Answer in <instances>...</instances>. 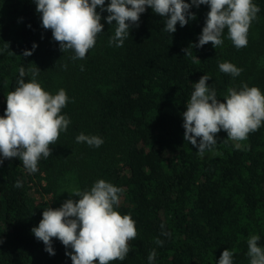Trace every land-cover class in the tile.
Masks as SVG:
<instances>
[{
    "label": "trees",
    "instance_id": "16d2710c",
    "mask_svg": "<svg viewBox=\"0 0 264 264\" xmlns=\"http://www.w3.org/2000/svg\"><path fill=\"white\" fill-rule=\"evenodd\" d=\"M252 2L260 11L246 47L237 49L225 29L221 46L193 47L191 56L183 49L198 44L208 5L193 6L195 19L184 27L178 23L172 34L164 30L166 18L146 6L121 47L109 43L115 21L109 25V13L98 6L104 27L94 52L74 60V51L62 52L52 31L42 27L34 0H0V117L8 93L18 86L21 67L29 82V69L37 66L36 80L45 91H53L55 81L69 85L72 74L90 78L93 85L81 111L84 94L77 96L69 85L60 114L70 124L50 145L52 154L39 159L38 171L28 172L18 157L0 165V264H72L66 255L71 247L52 238L55 254L50 255L31 229L46 207L79 200L72 194L90 190L100 179L122 189L114 210L131 215L137 230L125 259L109 264H150L152 250L151 264H219L226 249L233 252V264H250V236L258 235V246L264 248V121L240 150L234 141L224 142L222 129L216 134L219 154L203 158L184 140L182 114L203 75L210 77L206 83L221 102L228 88L239 90L244 84L264 95V0ZM109 3L105 0L104 7ZM25 50L32 55L24 57ZM222 62L243 71L236 77L223 73ZM80 133L104 142L98 148L78 143Z\"/></svg>",
    "mask_w": 264,
    "mask_h": 264
},
{
    "label": "clouds",
    "instance_id": "9594fccd",
    "mask_svg": "<svg viewBox=\"0 0 264 264\" xmlns=\"http://www.w3.org/2000/svg\"><path fill=\"white\" fill-rule=\"evenodd\" d=\"M36 11L41 14L42 27L52 31L53 39L59 42L62 52L72 50V59H83L93 48L98 34L104 25L97 12L106 11L109 25L115 21V33L109 43L123 46L129 36V29L139 26L140 15L146 6L160 17L166 18L165 31L174 33L179 23L184 27L195 19L190 9L208 5L205 26L196 45L183 49L186 56L192 55L193 47H203L209 42L216 48L223 44L221 39L225 29L228 38L237 49L248 44V32L252 21L257 19L260 8L252 0H110L105 8V0H34ZM8 45V44H7ZM37 45L34 43L32 50ZM25 50L23 56H31ZM197 58V57H196ZM198 59V58H197ZM223 73L239 76L243 71L230 62L219 63ZM32 79L25 82L26 71L19 69L20 79L14 91L6 97V110L0 117V165L4 159L18 157L30 173L38 171V161L52 154L50 145L56 143L62 131H67L70 119L61 115L69 100L66 91L60 89L55 95L45 91L36 77L40 69H29ZM210 77L203 75L194 84V91L183 112L184 140L194 146L196 153L203 157L205 152L214 155L217 144L216 134L222 129L227 132V140L234 141V147L243 148L250 132H255L264 121V95L258 87L244 84L239 90L228 88L224 102L217 98L216 91L206 83ZM199 138V142H198ZM78 143L100 147L103 139L97 135L80 133ZM17 182L16 187H20ZM122 189L103 179L96 181L90 190H76L72 195L79 200L68 199L59 208L46 207L42 219L31 232L42 241L45 251L54 255L52 238L59 239L67 249L72 264H109L110 261H123L130 251L129 241L137 236L135 221L131 215H121L114 210L120 202ZM163 228V225L161 226ZM167 235V233H162ZM260 237L252 235L247 240L250 264H264V248L258 246ZM3 240L0 239V244ZM157 245L163 241L157 238ZM156 256L152 250L148 256L151 262ZM219 264H233V252H222Z\"/></svg>",
    "mask_w": 264,
    "mask_h": 264
},
{
    "label": "rangeland",
    "instance_id": "374dc122",
    "mask_svg": "<svg viewBox=\"0 0 264 264\" xmlns=\"http://www.w3.org/2000/svg\"><path fill=\"white\" fill-rule=\"evenodd\" d=\"M89 52L86 54V56L88 54H92L94 51L91 49L88 50ZM90 78H86L85 76H76L74 74L72 75H69V79L68 82H69V85H72V89L75 88V90L78 92V95L77 96H80L81 93H83V97L81 98L82 100L84 99V105H82V108L79 110L81 111L84 106H85V103H88L89 100L91 99L90 96L93 95V85H92V82L89 80ZM59 81H55V88L53 91H49V93L55 95L60 89H64L65 91L69 89V85H65L64 86H61L59 83ZM61 134V133H60ZM60 137V135H59ZM60 140V138H58V140L56 141L55 144L58 143V141ZM242 143V142H241ZM214 154L211 153V152H205L203 158H210V157H213Z\"/></svg>",
    "mask_w": 264,
    "mask_h": 264
}]
</instances>
